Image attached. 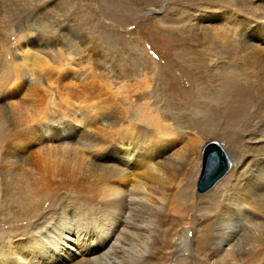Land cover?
<instances>
[{"label": "bare ground", "instance_id": "bare-ground-1", "mask_svg": "<svg viewBox=\"0 0 264 264\" xmlns=\"http://www.w3.org/2000/svg\"><path fill=\"white\" fill-rule=\"evenodd\" d=\"M56 1L0 0V222L35 223L14 241L2 237L0 245L6 247L0 248V264H165L185 252L192 264H264V125L255 121H264V106L259 102L251 112L247 104L251 92L264 101V8L258 16V4H250V18H242L233 9L240 0L210 1L220 5L217 15L188 21L196 48L169 45L166 51L172 55L180 48L172 56L185 66L182 72L170 60L154 75L119 59L120 44L99 47L81 33L74 37L68 25L67 49L61 31L50 38L44 31L42 36L30 33L29 27L8 44L14 36L3 35L9 16L30 5L34 21H56L54 13L62 11H54ZM117 1L116 8L127 14L126 0ZM243 7L247 12L249 6ZM178 33L188 32L183 27ZM22 37L28 43L20 45ZM29 43L38 50H30ZM128 44L131 51L137 49ZM254 60L262 65L251 72ZM162 76V86L154 87ZM166 81L174 96L195 99V110L198 95L218 98L217 106L211 103L218 121L212 115V124L224 120L220 109H225L230 126L248 133L244 150L249 160L242 162L217 140L207 143L200 157L201 138L193 133L197 112L186 118L177 114L180 105L161 104L160 94L170 91ZM13 93L44 108L19 107ZM54 142L62 145L55 149ZM214 142L228 159V172L236 175L226 188L186 211L177 203V191L183 182L190 186L200 158L201 172L204 149ZM32 145L52 171L48 210L42 184L47 171L32 166L33 152H27ZM215 185L194 193L205 197ZM185 194L184 201L191 198L189 188ZM195 210L203 225L197 224Z\"/></svg>", "mask_w": 264, "mask_h": 264}, {"label": "rangeland", "instance_id": "rangeland-1", "mask_svg": "<svg viewBox=\"0 0 264 264\" xmlns=\"http://www.w3.org/2000/svg\"><path fill=\"white\" fill-rule=\"evenodd\" d=\"M149 1L150 0H141V2H140V0H126L125 5H127V8H128V12L126 14V12H120L116 8L115 4L118 3L117 0H57L56 2H59L60 6H58L57 3L55 2L56 6L54 8V11H57V10H62V11L54 13L55 17H56V21H51V20L49 21V20H47L48 18L43 19L42 17H41L42 19L34 21L33 17L31 19V14H32L31 8L32 7H30V5H27V7L25 9L23 8L24 11H17L14 15L15 17L9 16V19L7 20L8 22H6L7 27L5 30H3V35L5 37H9V36L14 35L13 36L14 38L12 37V39H10L8 41V44L12 45V44H15L17 42V33L20 30H22V31L24 30L23 32H25L27 27L30 28V31H29L30 33H32V32L37 33L39 36H42L43 34H47V35H49L50 38H54V37L59 36V34H60L59 31H61L64 35V39L66 42V43L65 42L63 43V46H64L63 48L67 49L69 46H71L68 43L69 38H71L68 36L70 34V32L68 30H67V32H65V29L68 25L69 27H71V30L75 33V35L73 34L74 37L78 36V34L81 33L84 37H87V40H89V39L90 40L92 39L93 41L97 40L98 43L97 42L96 43L99 47L111 49L113 47L118 48V44H120L123 47H121V48L119 47V49H117V50H121L120 51L121 53L119 52L118 58L122 59V60H128V59L130 61L132 60L133 64H134V62L137 63V67H138L139 72H140V69L147 67L148 71H153V74L157 75L158 74L157 71L160 72V67H163L170 60L175 62V66L177 67V69L179 68L178 70L182 72L181 69H184L185 66L182 63H179V61L173 56H174L175 52L179 51L180 48L184 47L185 45L188 47L191 46L193 48H196V45L193 42L191 43L190 42L191 39L188 37L189 36L188 34H190L189 33L190 28L189 27H191L189 22L192 21V23H193V20H197L196 18H198V17H205V15H207V16L208 15H214V14L217 15L219 13V11L217 12V10H218V7L220 5L210 4V1H211V3H214V2L217 3L218 2L217 0H157L158 2L157 1L154 2L155 0H151V1H153V3H150ZM212 1H214V2H212ZM26 2H28V1H26ZM173 2H176V3H173ZM240 3L241 4H239V6H235L233 9L237 13L239 12L238 14L242 18H247V17L250 18V15L248 14L249 13L248 11L252 10L251 9L252 7L250 6V4L255 5L257 3L258 4L257 6L260 7L259 9H258V7H257V9H255L258 13V16L260 15V13H262V11H263L262 9L264 8V6H263L264 0H240ZM208 4H210L211 6ZM240 5H242L241 9L238 8V7H240ZM243 6H249V9H247V12ZM243 8L245 10H243ZM238 9H240V10H238ZM46 14H48V13H46ZM108 15H109V17H108ZM42 22L47 23L48 26H45L44 24H42ZM30 26H32V27H30ZM183 27H184V30L187 31L188 33L181 34V35H179L181 37H179L178 31L180 29L182 30ZM51 30L54 31V33H52ZM9 31L12 33H10ZM41 31H44L43 34ZM45 32H47V33H45ZM88 34H89V36H88ZM176 35H177V37H176ZM185 37H186V39L184 40L183 38H185ZM27 39L28 38L24 39V37L19 38L18 43H21L20 45H24V44H26V42L28 43L29 40L27 41ZM107 40H109L110 42ZM171 40H172V42H171ZM128 43L135 44L137 49L134 51H131L126 46ZM178 43L181 46H177ZM33 44L29 43V46H27V47L30 50H31V48H32V50L33 49L38 50L39 47H37V44H35V43H33ZM130 44H128V45H130ZM81 45L84 46L83 43L79 44V46H81ZM169 45L170 46L174 45L175 47H180V48H174L171 50V54L173 56L169 55L166 52L167 49H169V47H170ZM76 46H73V47L76 48ZM215 46H216V44H215ZM73 47L71 49H73ZM125 50H126V52H125ZM173 50H176V51H174V53H172ZM88 51H89V49H88ZM144 51H145V53H143ZM168 51H170V49ZM261 62H260V60H258V62H256L254 60L253 63H257V64L254 65L253 67L249 68L248 70L252 72L255 69H259V66L262 65ZM109 63H111V62H109ZM186 71H187V69H186ZM162 72H164V70ZM177 76H178V74H177ZM160 79H162L161 82L158 81V82L153 83L154 87L158 83L159 84H158L157 88L162 86L160 83H162V81L165 80L164 76H162ZM254 79H255V77H253L252 79L250 77L251 81H255ZM189 80L192 81L191 76H189ZM247 82H249V81L247 80ZM169 84L170 83H167V81H166L165 85H168L170 91L169 92L164 91L163 93L160 94V96L163 98V102L161 104H164V101H165V103H170L172 105L176 104L175 106L180 105V108L177 111V114L180 113L179 115H183V117H186V118H188L189 113L191 111L193 113L197 112V131L194 130L195 132H193V133L198 135L201 138V146H199L200 157H201V153H202L201 149L203 150L204 146L207 143L212 142V140H217V141H219L221 146L224 148L223 150L230 151V152L234 151L235 153H237L238 157L241 159L242 162H244L245 160H249V159H247V154L244 150V147L248 146L246 143V140L248 138V133H247V131L245 133L244 132L240 133L239 129L236 126H234V127L230 126L231 121L225 118V115H226L225 109H220L221 112L223 113L222 115L224 116L223 117L224 120H221L219 122L220 124L219 123H215L214 125L212 124L211 119H212V115H215V112L211 111L212 110L211 103L214 104V102H215V105L217 106L218 98H216L215 96H212V98H206L207 99L206 100L205 97L203 98L202 96L198 95L197 96L198 97L197 98V101H198L197 102V110H195L192 107V102H195L196 100L195 99H188V100L179 99L178 97L173 95V93L171 92L172 86H170ZM214 84H215V81L213 83H211L212 86H214ZM197 89H199V88H197ZM197 91H200V89ZM249 94H250V97L248 95V98H247L248 99L247 104H248L249 111H251V112L255 111L257 108V104L259 102H261L262 106H264V101H260L258 96H256L255 92H251ZM11 97L13 100L15 99L16 102L15 101L14 102H15V104L17 103L19 107H23V106L26 107L28 105L29 106L32 105V107H34V108H32V107H29V108H32V109H35L36 107H37V109L44 108V105L40 106L41 103L39 105L38 102H36V103H38L37 105H36V103L29 104L26 101L24 102L23 97L21 95L18 96L16 93H13ZM200 97L203 98L202 102L200 101ZM73 100H75V99L73 98ZM105 100L106 99H104L103 101H105ZM204 101H206V102H204ZM219 102H221V101H219ZM156 105L162 106V105H160V103H157ZM222 106L224 107L225 105L222 104ZM200 111H207V112L202 114V113H200ZM203 116H205L206 120L204 119ZM213 118H215V121L218 122L216 119V115ZM203 119L205 121H203ZM255 121L258 122V125H260V124L264 125V121L260 122L259 119L255 120ZM221 122H223V123H221ZM166 125H170V121H167ZM258 125H256V126H258ZM213 126H215V127H213ZM221 126H222V128H221ZM256 126L253 129L254 131L256 129ZM223 127H225L227 129L226 130L227 132L225 130H223ZM54 128H55V126H53L51 128L50 132H52ZM229 129L231 131H228ZM81 130L83 131V129H81ZM193 133H191V134H193ZM222 135L225 137H223ZM238 136H240V137H238ZM191 141H194V140H191ZM234 142H236V144ZM238 143H241V144H238ZM52 144L53 145L55 144V149H58L57 147L62 145V144H59L57 142H54ZM183 146H185V144ZM183 146L181 145V147H183ZM177 148L180 149V146ZM184 149H185V147L181 148V151H183ZM28 151L33 152V153L31 152L33 155L31 154V156H30V159H31L30 161L32 163V166H34V168H37L36 170L38 172L44 173V170L47 171L43 174V175H45L44 176L45 178H44V180H43L44 182H42V184H45V187H44L45 191L44 192L46 193V195H45L46 198L48 197L47 202H46V206H47L46 210L51 209V207L53 205L51 202L52 200L50 199L51 198V189L54 188L52 186V183H50L51 177H49V176H51L50 173H52L51 168H49L48 165H45L42 163V161H41L42 158L40 156H38V154H37L36 145H32L31 147H29V149H27V152ZM35 151H36V153H35ZM37 158H39V159H37ZM242 162H241V164H242ZM40 165L43 166V167L41 166L43 169L40 168ZM200 166H201V158L199 159V163L196 162L197 169H195L194 172L190 175V178L191 177L193 178V176H194L193 181L191 179L190 186H188V184L183 182V184L181 185V187L177 191V195H176L177 196V203H179V205L181 204V207L184 208V210H186V211H189L188 209H190L192 207V204L197 205L199 201L205 200V198L212 196V194L214 192H216V190H219L220 188H221L220 190L226 188L228 181L231 182L234 179V176L236 175L235 170L234 171L232 170V172H230V173L228 172L221 179L222 181L217 183L219 185L211 193H209L205 197H199L195 193H196V183H197L198 177L200 175V172H199ZM197 170H198V172H197ZM48 172H49V174H48ZM233 172H234V175H233ZM49 180H50V182H49ZM46 181H47V183H45ZM183 185H185V186H183ZM51 186H52V188H51ZM47 187H48V189H47ZM188 188H189V195L191 197L190 199H192V201H190V199L187 200V198L184 201V199L182 198V195H186L185 190H188ZM47 194H49V195H47ZM42 213H44V210L42 211ZM197 214H199V213L195 210V217L197 218V221H196L197 224L200 225V223H201V225H203V222L201 221L202 220L201 216L199 217ZM4 216H6V214H4ZM4 216H3V218H4ZM10 220H13V221H10ZM10 220H8L6 218L3 220L5 223L0 222V237H1L0 241L3 240L2 237H6V236H9L14 241V239L19 238L20 235H23V234L25 235L27 232H29L31 227H33L35 225L33 220L32 221H30V220L25 221L23 219L22 222H18L16 219L15 220L10 219ZM3 224H5V225L3 226ZM22 232H23V234H20ZM190 236H191V234H190ZM5 241H6V239H5ZM1 247H6V246H4V244H3V245H0V248ZM2 254H5V251H2ZM0 257H1V255H0ZM191 259L192 258L189 255V253L185 252V253H183V255L178 256L177 258L166 261L165 264H178L180 261L186 262L185 264H190V263L192 264L193 262ZM205 263H203V264H205Z\"/></svg>", "mask_w": 264, "mask_h": 264}, {"label": "water", "instance_id": "water-1", "mask_svg": "<svg viewBox=\"0 0 264 264\" xmlns=\"http://www.w3.org/2000/svg\"><path fill=\"white\" fill-rule=\"evenodd\" d=\"M229 162L217 142L207 145L202 157L201 172L197 181V191L202 193L220 181L229 169Z\"/></svg>", "mask_w": 264, "mask_h": 264}]
</instances>
